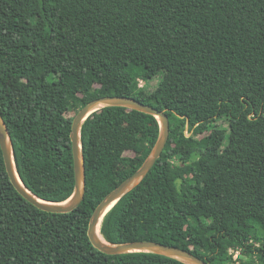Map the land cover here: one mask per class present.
Segmentation results:
<instances>
[{"label":"trees","instance_id":"obj_1","mask_svg":"<svg viewBox=\"0 0 264 264\" xmlns=\"http://www.w3.org/2000/svg\"><path fill=\"white\" fill-rule=\"evenodd\" d=\"M102 96L136 99L169 120L161 155L103 217L104 239L157 241L209 264H264V0H0V114L17 173L37 197L72 194L71 123ZM158 134L153 114L92 112L80 131L84 198L63 213L17 192L0 149V264H185L106 254L87 235L95 207ZM230 248H241L238 262Z\"/></svg>","mask_w":264,"mask_h":264},{"label":"water","instance_id":"obj_2","mask_svg":"<svg viewBox=\"0 0 264 264\" xmlns=\"http://www.w3.org/2000/svg\"><path fill=\"white\" fill-rule=\"evenodd\" d=\"M108 106H119L153 114L159 122V134L156 142L140 167L111 190L95 207L90 217L87 235L92 245L98 250L114 255L129 252H149L175 258L185 264H209L205 260L179 247L157 241L138 240L121 243H111L99 238L98 227L105 214L127 192L134 188L148 174L149 170L161 155L169 136V120L165 111L142 103L126 96H102L90 100L83 105L71 123L70 139L73 157L74 189L64 201L51 202L34 195L22 182L13 159L12 143L8 127L0 114V149L9 180L17 192L36 207L55 213L69 212L75 209L83 200L86 189L84 160L81 151L80 131L84 120L94 111Z\"/></svg>","mask_w":264,"mask_h":264},{"label":"rangeland","instance_id":"obj_3","mask_svg":"<svg viewBox=\"0 0 264 264\" xmlns=\"http://www.w3.org/2000/svg\"><path fill=\"white\" fill-rule=\"evenodd\" d=\"M160 78H161V75H157L154 78H152L151 80H149L146 83L147 89L150 91L153 90L156 87L157 83L159 82ZM217 124L226 127L227 126V120L224 118H219L217 120ZM259 229L261 230V235L264 237V229H262V228H259Z\"/></svg>","mask_w":264,"mask_h":264},{"label":"built area","instance_id":"obj_4","mask_svg":"<svg viewBox=\"0 0 264 264\" xmlns=\"http://www.w3.org/2000/svg\"><path fill=\"white\" fill-rule=\"evenodd\" d=\"M145 86V82L142 79L138 80V87H144ZM229 253L232 254L233 260H235L236 262H238V258L241 254V248H230L229 249Z\"/></svg>","mask_w":264,"mask_h":264},{"label":"bare ground","instance_id":"obj_5","mask_svg":"<svg viewBox=\"0 0 264 264\" xmlns=\"http://www.w3.org/2000/svg\"><path fill=\"white\" fill-rule=\"evenodd\" d=\"M98 231H99V238H100L101 240H104V237H103L102 234L100 233V226L98 227Z\"/></svg>","mask_w":264,"mask_h":264}]
</instances>
